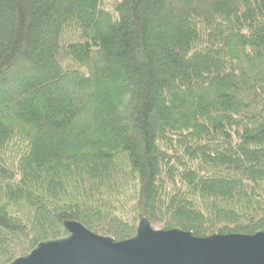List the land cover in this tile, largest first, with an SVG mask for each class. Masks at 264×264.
I'll return each instance as SVG.
<instances>
[{
    "label": "trees",
    "instance_id": "1",
    "mask_svg": "<svg viewBox=\"0 0 264 264\" xmlns=\"http://www.w3.org/2000/svg\"><path fill=\"white\" fill-rule=\"evenodd\" d=\"M142 219L264 230V0H0V264Z\"/></svg>",
    "mask_w": 264,
    "mask_h": 264
},
{
    "label": "water",
    "instance_id": "2",
    "mask_svg": "<svg viewBox=\"0 0 264 264\" xmlns=\"http://www.w3.org/2000/svg\"><path fill=\"white\" fill-rule=\"evenodd\" d=\"M64 226L67 237L40 243L11 264H264V230L197 238L179 229H153L142 219L134 237L115 242L77 222Z\"/></svg>",
    "mask_w": 264,
    "mask_h": 264
},
{
    "label": "rangeland",
    "instance_id": "3",
    "mask_svg": "<svg viewBox=\"0 0 264 264\" xmlns=\"http://www.w3.org/2000/svg\"><path fill=\"white\" fill-rule=\"evenodd\" d=\"M153 229L159 230V229H157V228H154V227H153Z\"/></svg>",
    "mask_w": 264,
    "mask_h": 264
}]
</instances>
